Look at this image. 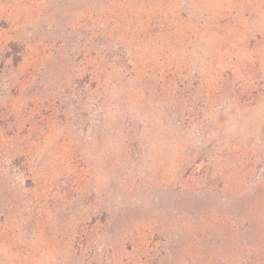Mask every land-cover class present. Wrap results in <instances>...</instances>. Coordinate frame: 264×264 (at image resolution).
<instances>
[{"label":"rangeland","instance_id":"obj_1","mask_svg":"<svg viewBox=\"0 0 264 264\" xmlns=\"http://www.w3.org/2000/svg\"><path fill=\"white\" fill-rule=\"evenodd\" d=\"M0 264H264V0H0Z\"/></svg>","mask_w":264,"mask_h":264}]
</instances>
